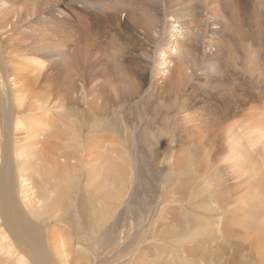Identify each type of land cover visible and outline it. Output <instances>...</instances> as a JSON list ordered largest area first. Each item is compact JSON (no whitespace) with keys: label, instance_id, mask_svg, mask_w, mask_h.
Here are the masks:
<instances>
[{"label":"rangeland","instance_id":"1","mask_svg":"<svg viewBox=\"0 0 264 264\" xmlns=\"http://www.w3.org/2000/svg\"><path fill=\"white\" fill-rule=\"evenodd\" d=\"M137 1L121 9L115 0H0L10 89L23 106L36 91L50 105L73 100L83 111L94 103L109 119L122 120L126 149L112 185L122 181L124 200L106 229L108 240L126 236L131 250H106L105 264H135L139 257L136 264H148L146 258L149 264H264V150L250 149V164L262 165L253 170L231 157L225 139L231 118L234 127L242 125L240 117H252L250 125L264 128V0ZM116 78L120 94L109 89ZM24 183L18 176L14 192L32 218L22 202ZM194 227L199 235L188 237ZM71 237L75 247H86L77 243V231ZM15 256L0 264H16Z\"/></svg>","mask_w":264,"mask_h":264},{"label":"bare ground","instance_id":"2","mask_svg":"<svg viewBox=\"0 0 264 264\" xmlns=\"http://www.w3.org/2000/svg\"><path fill=\"white\" fill-rule=\"evenodd\" d=\"M129 4V0H115V5L121 9L125 7L129 8ZM53 5L57 7L56 3H53ZM147 6H149V4L145 5V7ZM56 7H54V9ZM215 8L217 7L215 6ZM135 10L138 11L139 9L135 8ZM119 13H121V11ZM23 19L25 20L26 18L20 16L17 20L21 23L24 21ZM23 23L22 25H24ZM8 24L12 27L17 26L15 23ZM1 28L2 26L0 25V29ZM12 30L13 29H11V32ZM44 33L46 34V30ZM0 37L3 39L2 36ZM1 39L0 103H2V105H0V263H4L6 259L12 256V254L14 255L16 253V256L14 257L16 264H105L108 260H106V250H131V247H129L130 243L128 244V238L126 236V239L119 236L115 239L112 238L111 240H108V228L106 229L108 220H110L108 219L111 215L110 212L119 208L123 203V190L125 188L123 187L124 185L122 181L119 182L117 177V186L115 187L112 185L114 177L116 178V175L118 174L117 170H119L116 162L119 159L121 160L120 157H122L121 155L126 149L123 141L126 139V136H123L122 132L118 130V126L120 123L122 124V120L118 119L119 121L116 123L115 119L114 121L109 119L105 116L106 113L103 111V107L95 106L94 103H88L89 105H86V110L83 111L77 110L79 107L75 108L76 101L73 102V100L66 101L65 104L60 102L57 105H50L47 102L48 100L42 98L43 96L37 97L39 93L36 91L32 93L34 94L33 96H30V105L23 106L22 97L18 95L19 92L15 93L10 89L11 80H9L8 77L11 67H9V62L6 61L8 51L5 42L1 41ZM168 45L170 46V42H168ZM86 50L87 48L85 51ZM163 56H165V54ZM23 60L24 59H22V61ZM160 65L163 66L162 69H165V66L167 65L164 59L160 60ZM21 81L23 80L21 79ZM180 81L181 77L178 78V82ZM113 82H115V88L109 89H115L118 94L122 93V88H119L118 85L121 81L116 78L112 83ZM55 84L56 83H54V85ZM170 85H172V83H170ZM100 91H102L103 93L101 94L104 95L105 88H102ZM131 91L135 92L133 86ZM108 102L110 101L107 96L104 98V104H108ZM254 107L252 106V108ZM95 109L99 112L97 113ZM262 109L260 111H262ZM255 111L258 110L255 108ZM22 116H28L27 119L25 118V122L22 120ZM240 118L244 121H241L242 125H239V128L236 126L238 130L232 124V118L230 119L231 123L228 125V129H226L225 139L227 137L226 144H228V151L232 154L231 157L233 159L237 158L240 161L239 165L241 163H246L248 164L247 166H250L255 170V165L258 168L260 162L251 161L252 165L250 164V149H253L254 147L255 149L261 150L262 147L264 150V128L259 126V123L256 125H250L249 123L252 117L250 119L244 117ZM255 119L257 118L255 117L252 122H254ZM239 130L241 131L239 132ZM85 133L87 138H84ZM131 133L132 131L129 132L130 136H132ZM132 143H134V140ZM148 143L150 142L148 141ZM262 153L263 156H260V160L262 161L261 164H263L264 169V151ZM261 164L259 166L262 168ZM18 176L21 177L23 182H25L22 186V202L33 219L29 216H25L18 207V201L14 192V184ZM108 176L112 177V181L109 183L106 182V179L110 178ZM78 177H81L82 179L80 191L77 187ZM260 177L257 179L262 180V177ZM253 179H255V176ZM248 187L250 188V184ZM258 194H261V192ZM257 197V201H259L261 195H258ZM250 198L251 197H249V200ZM124 204H126V202ZM254 207H256V205H254ZM261 208L264 209V205H262ZM262 215H264V213ZM260 218L263 219L262 216ZM50 225L51 228L48 229V226ZM64 226L72 230L71 233L73 234L77 231L79 233L77 243L83 244L86 242L84 244L86 247H75L76 245L71 237L73 234L69 233ZM42 227L47 228L48 230L43 233ZM146 230L147 232L150 231L149 228ZM199 231L200 229L196 227L190 232L188 237L193 238L198 236ZM137 235L138 233L131 236L135 237ZM151 239L149 241H151ZM135 240L137 241V237ZM175 242L180 244L182 240L179 237H176ZM175 249L176 248H174V250ZM138 253L141 254L140 251ZM7 255H9L8 258H2ZM143 256H145V254ZM118 257L119 259H117V261L125 259L122 258L123 256ZM192 258H194V255H192ZM195 258L193 259L194 261ZM199 258L200 257H198V259ZM140 259L143 258L139 257V259L135 261V264ZM144 260H146V263L148 264L152 262L149 258ZM140 264L145 263L140 262ZM174 264L178 263L174 262ZM180 264L192 263L190 261L181 260Z\"/></svg>","mask_w":264,"mask_h":264}]
</instances>
